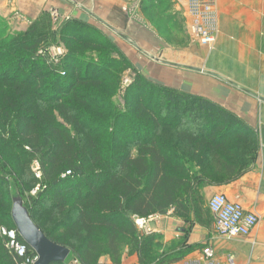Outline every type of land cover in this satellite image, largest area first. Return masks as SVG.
Returning <instances> with one entry per match:
<instances>
[{"label": "trees", "instance_id": "1", "mask_svg": "<svg viewBox=\"0 0 264 264\" xmlns=\"http://www.w3.org/2000/svg\"><path fill=\"white\" fill-rule=\"evenodd\" d=\"M149 1L150 15L158 6ZM63 26L58 34L67 48L73 46L56 68L39 51L46 38L36 36L35 24L23 34L0 39V59L18 62L0 73V224L16 230L9 208L13 178L24 195L40 186L25 206L46 236L68 247L80 264H100L104 256L111 264H122L125 253L136 254L139 264L176 261L163 236L140 231L134 217L165 215L171 208L181 216L201 213L198 207L190 209L199 201L187 198L197 194L196 174L215 180L223 166L237 173L253 159L259 142L211 100L175 92L140 75L128 89L131 101L120 109L113 96L129 65L126 56L90 24L70 19ZM78 29L87 34L85 41ZM73 30L77 32L65 39L64 33ZM87 50L90 59H99L86 61L81 55ZM149 94L166 98L175 113L192 121L204 116L210 128L173 126L157 113L158 97L144 101ZM126 112L133 127L117 128ZM33 159L40 164V177L26 179L22 161L28 171ZM4 186L8 189L2 193ZM2 239L0 264L22 263L25 258L9 253ZM18 239L24 242L19 234Z\"/></svg>", "mask_w": 264, "mask_h": 264}, {"label": "crops", "instance_id": "2", "mask_svg": "<svg viewBox=\"0 0 264 264\" xmlns=\"http://www.w3.org/2000/svg\"><path fill=\"white\" fill-rule=\"evenodd\" d=\"M46 1L0 0V13L8 17L19 5L27 8L20 10L25 17L35 18ZM50 1L49 6L63 16L71 14L118 43L147 79L178 93L208 98L257 131V150L242 170L235 173L223 166L217 179L205 180L196 174V166L193 173L200 185L195 187L196 195L187 197L188 202L195 198L208 203L212 195L222 193L240 202L259 217L249 235L221 237L210 210L206 216L193 212L181 216L171 208L151 227L165 239L168 254L174 253L177 259L169 264H207L203 248L208 246L216 260L233 254L237 264H264V0H217L219 33L211 50L194 37L180 44L169 42L142 17L141 10H122L119 0H77L81 6L75 0ZM188 1L180 0L179 7L191 19ZM100 264H111L110 257H102ZM122 264H139L138 256L125 253Z\"/></svg>", "mask_w": 264, "mask_h": 264}, {"label": "rangeland", "instance_id": "3", "mask_svg": "<svg viewBox=\"0 0 264 264\" xmlns=\"http://www.w3.org/2000/svg\"><path fill=\"white\" fill-rule=\"evenodd\" d=\"M22 1V0H19ZM31 3L32 2H37V0H28ZM122 4H124L123 6L121 5V9L126 11H132L133 9H137V10H141L142 13V17L145 18V20L148 21V23H150L153 28H155L158 33L163 36L164 38H166L169 42L171 43H176V44H180V43H184V41L186 42L188 39H194L191 35H190V28H191V19H189L188 17V13L187 10H183L181 5L179 7L180 4V0H156V5L158 6V9H153L151 10V16L149 15V9L147 8L150 5V1L149 0H145V3H143V0H119ZM75 2L81 6V3L77 0H75ZM144 4L143 6L145 8H142L141 5ZM35 7H37L38 5L35 4ZM52 2L50 0H47L44 4V6L41 8L40 10V14L35 17V18H27V16L25 17L24 14L22 12H20V10H23V12L28 11L27 8L25 9L22 6L16 5V8H12L11 9V13L10 15H8V17L3 16L4 14L0 13V39L2 37H6V36H11L12 35H17V34H23L25 31H28L32 25L35 24V27H37L36 29L38 30V33L36 34V36L38 38L41 37H45L46 40L44 41L43 45L41 46V48L39 49V51L41 50H45V54L48 55V57L50 56H55V53L57 52L56 47L61 46L64 47L65 51L62 55H60L59 58V63H57L56 66H54L55 68L61 64V62L63 61V59L66 57L67 55V51L68 48L72 47L71 46H67L63 43V41L61 40V37L59 36L58 32H60V30L62 28H64V23L67 21H70V19H76L75 17H73L71 14L67 15V16H63L60 11H58L57 8H52ZM33 6V4H32ZM213 6L216 9L217 12V21L219 18V13H218V6H217V0H214V4ZM34 7V6H33ZM14 9V10H13ZM32 9V7H31ZM37 10V9H36ZM186 11V13H185ZM54 13V14H53ZM113 13H115V11H113ZM59 18L57 19L56 17ZM56 19V20H55ZM81 22L84 23V21H82L81 19H77ZM76 28V27H74ZM110 28L114 31L115 28L113 27V25L110 26ZM82 29V28H81ZM81 29L79 30V34L83 35L84 40L85 41L87 39V34L83 33L84 31H81ZM97 29V28H96ZM73 32H77V31H71V32H66L62 33V35L64 36L65 39L67 38H71L73 36ZM219 33V21H218V27H217V35ZM91 36V34H89ZM86 37V38H85ZM109 38V37H108ZM110 40H112L111 38H109ZM218 39V36H217ZM78 42H81L77 39H75ZM217 41V40H216ZM112 42L117 46V48L119 49V54H121L122 56H126V58L128 59V67L127 70L121 75L120 80H119V88L117 90V93L113 96V100L116 101V104L118 106H120V109H126V105L127 103H129L131 100H129L130 98H132L131 96V91H129L128 89L130 87H133V83L135 82L136 76L140 75L142 77H144V75L142 73L139 72L138 69L135 68V65L130 61V59L128 58L127 54H125V52L122 50V47H120V45L118 43H115L114 40H112ZM216 44V43H215ZM215 46V45H214ZM213 49V48H212ZM70 50V49H69ZM211 50V49H210ZM63 52V50H62ZM87 53L92 55V52H90L89 50H87V52H83L81 56H87ZM99 56L97 58H93L90 59L89 56L86 57V61H90L95 62V60H98ZM11 59H7V58H2L0 59V73H2L1 71L4 70V68L8 65V63H12L13 65H18V62L13 61L10 62ZM104 64V63H103ZM102 64V65H103ZM101 65V67H102ZM59 67V66H58ZM84 68V66H83ZM63 75H65L64 72H62ZM146 78V77H144ZM147 79V78H146ZM136 89V88H134ZM149 92V90L147 91V93ZM129 93V94H128ZM193 95V94H192ZM197 95V94H195ZM199 96V95H198ZM157 98L158 96L156 94L152 95H148L147 98H144L145 102L147 101H154V98ZM202 97V96H200ZM160 100V105L159 107L156 109L157 113L160 114L162 119H165L167 122H170L173 126L177 127V128H184V129H199V130H205V129H209L210 128V121L207 120L204 116L201 117H197L195 119V121L190 120L189 116L187 114H183V113H175L174 111V106L170 103L167 102L166 98H160L158 97ZM207 100H210L208 98H206ZM128 111V110H127ZM130 112H132V110H129ZM130 115V113H129ZM128 115V112L124 113L118 121V126L117 128L121 127H126L125 125L129 126V124H133L132 122V116ZM130 127V126H129ZM133 127V126H131ZM130 127V128H131ZM127 128V127H126ZM205 128V129H204ZM136 128H134L135 130ZM137 131H140L139 129H136ZM142 135L144 134V132H146L145 130H141ZM254 138L255 141H258V133L257 131L254 132ZM259 142V141H258ZM2 164H0V171L2 172L4 170L3 166L1 167ZM23 167V173H25L24 178L26 179H30L35 178L38 179L40 177V164L38 163V161L36 159H33L31 161V164L29 166V170L27 171L28 168H26V163H24L22 161L21 164V168ZM31 178V179H32ZM10 193L13 194V196L11 195L10 198V203H9V208L12 207V203L13 200L16 198H22L24 201V205H26V203L28 202V198L32 195V196H37L39 190H40V186H38V184H35L34 187L30 190V194L24 195L21 193L20 191V187L18 185V182L16 179L11 178L10 179V185L8 186ZM7 186H4L2 188V193H4L7 189ZM198 204H190L191 205V210L193 211L195 208H199L201 214H203L204 216H206L207 212L209 211L208 206L209 203L205 202V201H199L197 202ZM2 227L8 228L7 225L1 223L0 224V230ZM12 229V228H9ZM140 230V229H139ZM141 231V230H140ZM144 231V230H143ZM142 231V232H143ZM1 236V235H0ZM163 242L165 241L164 238ZM3 240V239H2ZM165 245V244H164ZM75 260V258H73V255H70V258H68V263L72 264L73 261ZM101 263V260H100Z\"/></svg>", "mask_w": 264, "mask_h": 264}, {"label": "built area", "instance_id": "4", "mask_svg": "<svg viewBox=\"0 0 264 264\" xmlns=\"http://www.w3.org/2000/svg\"><path fill=\"white\" fill-rule=\"evenodd\" d=\"M213 4L214 0H189L187 3L191 17L190 35L209 49L214 47L217 40L218 21L217 12ZM56 18L58 19L59 16ZM56 49L55 56L48 57L46 55L48 62L54 66L59 63L60 55L65 51V48L61 46L56 47ZM45 52V50L40 51L43 54ZM69 173L67 172V174ZM208 203L210 212L216 218L217 233L228 240L249 235L252 229L259 223V217L256 214L246 211L240 202L231 201L222 193L212 195ZM162 216L164 215L152 214L147 217L137 216L134 217V220L141 231L144 230V233H151L153 232L151 224L153 221H159L158 219ZM0 235L3 237L9 253L25 258L20 264H35L37 262L38 255L35 252V254H30L27 244L18 239L17 230L2 227ZM203 249L207 264H237L233 254L227 255L223 260H216L212 248L208 246Z\"/></svg>", "mask_w": 264, "mask_h": 264}, {"label": "water", "instance_id": "5", "mask_svg": "<svg viewBox=\"0 0 264 264\" xmlns=\"http://www.w3.org/2000/svg\"><path fill=\"white\" fill-rule=\"evenodd\" d=\"M11 217L24 242L38 255L35 264H52L63 262L71 255V251L64 245L51 240L43 230L34 222L30 210L24 205L22 198L13 200Z\"/></svg>", "mask_w": 264, "mask_h": 264}]
</instances>
